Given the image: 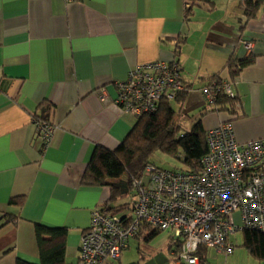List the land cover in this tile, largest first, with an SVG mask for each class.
<instances>
[{"label": "crops", "instance_id": "crops-1", "mask_svg": "<svg viewBox=\"0 0 264 264\" xmlns=\"http://www.w3.org/2000/svg\"><path fill=\"white\" fill-rule=\"evenodd\" d=\"M243 2L0 0V264L40 263L36 223L64 228L63 264H79L91 211L110 193L81 178L95 147L116 149L136 122L114 101L135 65L178 61L185 103L218 75L237 98L233 113L212 104L192 124L230 121L239 143L264 136V12L247 20ZM248 55L231 78L228 59ZM235 246L228 264H262Z\"/></svg>", "mask_w": 264, "mask_h": 264}, {"label": "built area", "instance_id": "built-area-1", "mask_svg": "<svg viewBox=\"0 0 264 264\" xmlns=\"http://www.w3.org/2000/svg\"><path fill=\"white\" fill-rule=\"evenodd\" d=\"M115 87L116 104L139 117L156 111L163 100H174L184 83L178 61L155 60L131 67ZM202 92L208 102L219 92L233 96L228 83L203 87ZM53 128L41 125L45 141ZM206 144L199 171L147 164L143 174L132 179L135 198L129 213L92 209L80 237L79 264H114L144 226L169 233L176 264H199L203 245L232 253L230 235L238 229L264 232V136L239 143L226 121L206 131Z\"/></svg>", "mask_w": 264, "mask_h": 264}, {"label": "trees", "instance_id": "trees-1", "mask_svg": "<svg viewBox=\"0 0 264 264\" xmlns=\"http://www.w3.org/2000/svg\"><path fill=\"white\" fill-rule=\"evenodd\" d=\"M243 5L244 16L247 20L256 17L259 10L264 12V0H244ZM186 10V13H189L190 7ZM253 60L252 55L242 59L230 57L225 64V68L233 78ZM224 83L216 75L211 77L204 87L212 85L222 87ZM189 87V85L184 84L183 90L174 99V102L179 105V111L185 103ZM236 100L237 98L234 95L230 96L225 92H219L216 99L208 103L213 104V110L233 113L237 105ZM45 113L46 109L40 117L41 122L46 121L47 116ZM176 114L177 112L172 107L171 102L163 100L159 103L156 111L136 117L134 126L116 149L110 150L102 146L95 147L82 175L81 182L85 185L109 188L108 199L98 206L103 212L122 214L120 213L121 210L130 208L128 202L121 200L133 191L132 179L141 176L147 164L156 165L151 160L155 151H163L173 157L180 158L185 170H200L201 158L207 152V130H204L200 120H197L189 130L181 131ZM180 133H183L182 137H179ZM34 226L40 254L39 264H63L65 229L48 227L40 223H36ZM143 229H151L150 235L157 233V229L149 226H144L141 230ZM242 232L244 247L252 257L264 264V232L247 228L243 229ZM207 248L205 245L200 247L199 264H206ZM170 250L171 244H169ZM15 264L33 263L17 259Z\"/></svg>", "mask_w": 264, "mask_h": 264}, {"label": "rangeland", "instance_id": "rangeland-1", "mask_svg": "<svg viewBox=\"0 0 264 264\" xmlns=\"http://www.w3.org/2000/svg\"><path fill=\"white\" fill-rule=\"evenodd\" d=\"M188 96V101L182 106L180 111L179 105L174 101L171 102L172 107L177 112L176 117L179 119L181 131L190 129L193 120L197 118L202 107L206 108L212 105L204 98L203 93L198 90H190ZM151 160L157 167L164 170L185 169L180 158L173 157L163 151H155ZM134 198V192L131 191L122 201L131 205ZM120 212L129 213L130 211L129 209H124ZM151 231V229H145L142 236L130 239L128 247L121 253L120 261H114V264H118V262L120 264H176V257L172 254V251H169V244H171L169 233L164 230H157L156 234L150 235ZM231 239L236 244L235 251L239 250L246 253L242 246L243 240L240 230L236 231ZM174 248L175 246L173 245L172 250ZM230 256H232L231 253L227 255L217 253L213 247L209 246L206 264H228Z\"/></svg>", "mask_w": 264, "mask_h": 264}]
</instances>
